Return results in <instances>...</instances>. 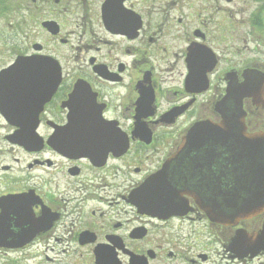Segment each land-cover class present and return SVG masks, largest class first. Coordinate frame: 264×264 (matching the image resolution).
<instances>
[{
	"label": "flooded vegetation",
	"instance_id": "obj_1",
	"mask_svg": "<svg viewBox=\"0 0 264 264\" xmlns=\"http://www.w3.org/2000/svg\"><path fill=\"white\" fill-rule=\"evenodd\" d=\"M240 107L264 135V0H0V264H264L262 201L203 209L226 150H182Z\"/></svg>",
	"mask_w": 264,
	"mask_h": 264
},
{
	"label": "water",
	"instance_id": "obj_2",
	"mask_svg": "<svg viewBox=\"0 0 264 264\" xmlns=\"http://www.w3.org/2000/svg\"><path fill=\"white\" fill-rule=\"evenodd\" d=\"M15 68H53V65L50 62L35 65L19 62ZM243 115L240 107L238 118L235 117L232 122L225 121L220 125L208 122L194 127L182 147V150L212 149L206 155L208 159L215 158L216 149L227 152L229 162L224 180L228 183L220 186L213 175L210 182L207 185L205 183L206 187L201 194L208 201L203 209L211 219L219 222H231L250 216L256 208L253 205L260 201L264 206V135L248 134Z\"/></svg>",
	"mask_w": 264,
	"mask_h": 264
},
{
	"label": "rangeland",
	"instance_id": "obj_3",
	"mask_svg": "<svg viewBox=\"0 0 264 264\" xmlns=\"http://www.w3.org/2000/svg\"><path fill=\"white\" fill-rule=\"evenodd\" d=\"M16 7H19V4H17ZM18 12H19V14H18ZM21 15L22 14H21L20 10L19 11L15 10V22H17V20L21 18Z\"/></svg>",
	"mask_w": 264,
	"mask_h": 264
}]
</instances>
